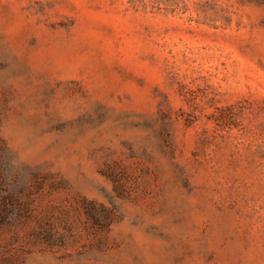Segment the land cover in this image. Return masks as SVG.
Segmentation results:
<instances>
[{"label":"rangeland","instance_id":"1","mask_svg":"<svg viewBox=\"0 0 264 264\" xmlns=\"http://www.w3.org/2000/svg\"><path fill=\"white\" fill-rule=\"evenodd\" d=\"M0 137L12 264H264V0H0Z\"/></svg>","mask_w":264,"mask_h":264},{"label":"trees","instance_id":"2","mask_svg":"<svg viewBox=\"0 0 264 264\" xmlns=\"http://www.w3.org/2000/svg\"><path fill=\"white\" fill-rule=\"evenodd\" d=\"M36 174L37 173H34V175ZM26 181L27 178L25 177L23 168L13 163L11 154L3 139L0 137V224H2L3 221L8 223L14 211L19 213L23 209L25 211L27 210L20 196V191L28 186ZM94 220L99 226H105L108 223L106 220L100 218ZM49 227L50 226L46 222L39 221L37 226L30 230L31 236L33 235L31 237L32 241H43L50 244L52 242L50 237L47 235L40 237L42 230ZM17 239L18 237L15 236L14 240ZM18 249H22V247ZM10 252L8 249L0 250V264L13 263L10 258V256H12Z\"/></svg>","mask_w":264,"mask_h":264}]
</instances>
